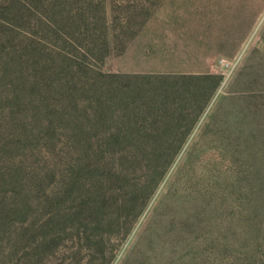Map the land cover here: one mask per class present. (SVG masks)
I'll list each match as a JSON object with an SVG mask.
<instances>
[{
	"label": "rangeland",
	"instance_id": "obj_1",
	"mask_svg": "<svg viewBox=\"0 0 264 264\" xmlns=\"http://www.w3.org/2000/svg\"><path fill=\"white\" fill-rule=\"evenodd\" d=\"M0 264H264V0H0Z\"/></svg>",
	"mask_w": 264,
	"mask_h": 264
},
{
	"label": "trees",
	"instance_id": "obj_2",
	"mask_svg": "<svg viewBox=\"0 0 264 264\" xmlns=\"http://www.w3.org/2000/svg\"><path fill=\"white\" fill-rule=\"evenodd\" d=\"M156 101H157V99H154V98L150 99L151 104H154ZM145 102H147V101H145ZM160 104L164 105L165 102L160 103ZM146 105H147V103H145V107H146ZM170 120L173 121V119H170ZM145 137H147L145 140L150 139L153 142H156V139L159 138L158 136H155V135H146V134H145ZM183 138H184V134H181L180 140H182Z\"/></svg>",
	"mask_w": 264,
	"mask_h": 264
}]
</instances>
